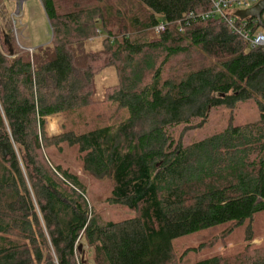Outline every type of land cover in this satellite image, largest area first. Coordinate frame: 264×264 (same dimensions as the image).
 Here are the masks:
<instances>
[{"label": "trees", "instance_id": "obj_1", "mask_svg": "<svg viewBox=\"0 0 264 264\" xmlns=\"http://www.w3.org/2000/svg\"><path fill=\"white\" fill-rule=\"evenodd\" d=\"M39 1L29 51L0 0V264H264V48L211 0Z\"/></svg>", "mask_w": 264, "mask_h": 264}, {"label": "rangeland", "instance_id": "obj_2", "mask_svg": "<svg viewBox=\"0 0 264 264\" xmlns=\"http://www.w3.org/2000/svg\"><path fill=\"white\" fill-rule=\"evenodd\" d=\"M10 8V18L14 24V34L18 44L21 48L26 50H32L35 47L47 44L50 41V30L47 20L44 17L41 2L39 0H7ZM18 5V12L16 11ZM238 11V10H235ZM264 22V14L262 16ZM156 31V30H155ZM264 32V29H261ZM157 33V32H156ZM90 46L92 49L99 47L98 41H93ZM117 82L116 75L113 69L106 70L103 74L97 77V85L99 88L98 96L103 95V89L109 86L115 85ZM253 110H248V107L242 108L240 115L243 118H247ZM254 113V112H253ZM224 116L218 117L217 119L211 120V127H219L225 122ZM65 127V120L63 117H50L46 121V131L50 136H59L63 133ZM209 129L206 130V132ZM211 130V128H210ZM242 234H237L227 245V248L219 247L216 252L223 253L225 251H233L240 249L244 246ZM197 239H187L179 242L177 247L180 248L184 245L196 244ZM252 245L257 249L264 248V237L256 238Z\"/></svg>", "mask_w": 264, "mask_h": 264}, {"label": "built area", "instance_id": "obj_3", "mask_svg": "<svg viewBox=\"0 0 264 264\" xmlns=\"http://www.w3.org/2000/svg\"><path fill=\"white\" fill-rule=\"evenodd\" d=\"M260 0H211L212 9L210 12L203 15V18L217 17L221 18L228 24L230 29L237 35L247 41L251 48H264V32H259L255 35L248 33L243 27L236 23L237 17L233 12L235 10H247L255 6ZM240 20V19H238ZM242 21V20H241ZM157 33L164 31V26L161 24L155 28Z\"/></svg>", "mask_w": 264, "mask_h": 264}, {"label": "water", "instance_id": "obj_4", "mask_svg": "<svg viewBox=\"0 0 264 264\" xmlns=\"http://www.w3.org/2000/svg\"><path fill=\"white\" fill-rule=\"evenodd\" d=\"M16 9H17L16 11L18 12V5H17ZM233 14H235V17H237L238 19H240L242 21H245L248 19H254L258 22L260 27H263L264 22H263L262 16L264 14V0H260L255 6L251 7L250 9L239 10V11L233 12ZM5 43L7 45H9L8 37L5 38ZM11 53L13 54L12 51H11ZM3 149L5 152V148H3Z\"/></svg>", "mask_w": 264, "mask_h": 264}]
</instances>
